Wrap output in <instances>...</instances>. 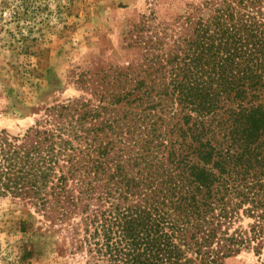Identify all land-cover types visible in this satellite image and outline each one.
Returning a JSON list of instances; mask_svg holds the SVG:
<instances>
[{
  "label": "trees",
  "instance_id": "trees-1",
  "mask_svg": "<svg viewBox=\"0 0 264 264\" xmlns=\"http://www.w3.org/2000/svg\"><path fill=\"white\" fill-rule=\"evenodd\" d=\"M239 1L253 9L263 0ZM212 24L214 35L200 25L186 57L170 60L172 79L157 100L150 88L130 102L142 83L133 92L117 85L111 105L137 102L146 106L140 113L88 127L109 109L82 105L55 130L0 131V199L28 200L60 221L82 205L79 247L93 264H224L242 252L264 264V29L230 5ZM174 104L195 117L161 134ZM117 128L133 136L136 152L116 155L104 143L107 132L122 134ZM76 179L81 197L69 187Z\"/></svg>",
  "mask_w": 264,
  "mask_h": 264
},
{
  "label": "rangeland",
  "instance_id": "rangeland-1",
  "mask_svg": "<svg viewBox=\"0 0 264 264\" xmlns=\"http://www.w3.org/2000/svg\"><path fill=\"white\" fill-rule=\"evenodd\" d=\"M229 5L240 14L251 12L264 29V0L253 9L239 0H0V131L23 137L29 129L55 130L82 114V105L109 109L88 127L113 120L124 110L140 113L146 106L136 109L137 102L111 105V97L122 93L114 91L117 85L131 92L142 83L144 88L132 91L130 102L150 88L157 100L159 86L172 79L170 60L186 57L200 25L214 35L212 23ZM66 106L70 110L62 112ZM173 108L176 118L170 124V114L162 116L168 125L161 134L176 122L187 128L181 119L185 114L195 117L181 112L178 104ZM126 133L107 132L104 143L111 140L116 155L119 150L132 154L137 148ZM77 182L70 181L69 187L81 197ZM86 203L92 209L99 205ZM79 208L60 221L28 200L0 199V264H93L88 247H79L84 236ZM250 222L244 219L243 225ZM256 261L253 252H242L224 264Z\"/></svg>",
  "mask_w": 264,
  "mask_h": 264
}]
</instances>
